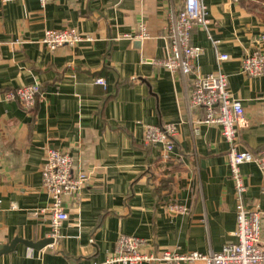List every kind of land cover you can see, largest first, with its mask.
<instances>
[{"label": "crops", "instance_id": "0c3cea01", "mask_svg": "<svg viewBox=\"0 0 264 264\" xmlns=\"http://www.w3.org/2000/svg\"><path fill=\"white\" fill-rule=\"evenodd\" d=\"M184 0H0V264H94L121 235L149 241L155 251L216 252L238 241L230 144L221 127L190 107L194 76L172 73L173 15ZM248 0H205L209 30L197 26L201 75L222 71L245 118L236 148L264 150V77H247L243 59L264 48V20ZM144 24L149 37L136 38ZM75 29L92 40L51 51L47 30ZM130 36V37H128ZM139 42V43H138ZM217 42V43H216ZM226 54L228 61L219 62ZM103 78L107 84L95 83ZM38 83L33 114L5 93ZM173 124L171 159L145 140L147 125ZM48 149L74 157L90 174L78 195L64 198L68 219L53 236L52 198L43 188ZM245 202L264 221V176L243 164ZM187 212L172 213V206ZM53 239V242L42 243ZM182 264H205L204 261Z\"/></svg>", "mask_w": 264, "mask_h": 264}, {"label": "built area", "instance_id": "2783aa9c", "mask_svg": "<svg viewBox=\"0 0 264 264\" xmlns=\"http://www.w3.org/2000/svg\"><path fill=\"white\" fill-rule=\"evenodd\" d=\"M50 0H41L46 6ZM210 12L205 0H184L178 12L173 15V27L168 39L171 54L161 61L172 73L180 72L182 76H194L190 93V107L204 112L203 123L221 127V133L230 144L228 166L231 179L235 185L237 229L234 233L238 239L235 244H228L216 252H179V249L155 251L149 241L132 236L121 235L113 252L102 262L94 264H182L204 261L205 264H264V221L262 210L258 205L250 206L245 202L248 186L244 181L241 165L256 163L264 176V150L257 153L243 152L236 148L237 126L245 118L242 101L230 90V81L222 71L201 75L197 71V60L203 49L191 45V35L197 26L209 30ZM136 38L149 37L144 24L139 26ZM130 37V36H128ZM92 40V36H84L75 29L47 30L41 43L51 51L61 47L75 46ZM260 42L264 44V35ZM217 43V42H216ZM229 56L220 54L218 61H228ZM243 73L248 77H264V48H256L243 60ZM95 83L107 88L103 78L95 79ZM41 91L38 83L19 87L15 91L5 93L7 101H18L26 111L35 106L37 95ZM263 106H264V98ZM178 130L173 124L147 125L144 135L146 143L163 148L165 160L171 159L175 148ZM42 168L43 188L52 198L50 207L53 236H57L60 225L68 219L64 207V198L78 195L89 182L90 174L83 169L74 170V157L57 149H48ZM187 207L172 206V213L187 212Z\"/></svg>", "mask_w": 264, "mask_h": 264}, {"label": "trees", "instance_id": "16d2710c", "mask_svg": "<svg viewBox=\"0 0 264 264\" xmlns=\"http://www.w3.org/2000/svg\"><path fill=\"white\" fill-rule=\"evenodd\" d=\"M244 6H248L249 8H253V9H260L261 11V16L264 20V0H248L246 3L242 2ZM41 91H42V88H41ZM40 97V93L37 95V98L39 99ZM36 98V101L38 100ZM35 101V103H36ZM34 108H31L29 109L27 112L30 113V114H33V111H34Z\"/></svg>", "mask_w": 264, "mask_h": 264}, {"label": "water", "instance_id": "95a60500", "mask_svg": "<svg viewBox=\"0 0 264 264\" xmlns=\"http://www.w3.org/2000/svg\"><path fill=\"white\" fill-rule=\"evenodd\" d=\"M139 43V42H138ZM54 240L53 239H51V240H45L44 242H42V243H50V242H53ZM17 242H22L21 241V239H15L10 245H5V246H0V255L1 254H4L5 252H9V251H12L13 250V248H14V246H15V244L17 243ZM24 243H26V244H28V245H33L31 242H25V241H23ZM22 242V243H23ZM33 246H35V245H33Z\"/></svg>", "mask_w": 264, "mask_h": 264}]
</instances>
